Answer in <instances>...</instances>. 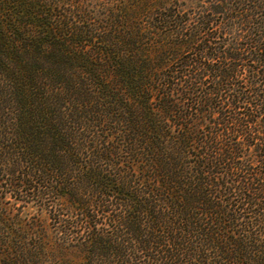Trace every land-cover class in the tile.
<instances>
[{"label":"trees","instance_id":"16d2710c","mask_svg":"<svg viewBox=\"0 0 264 264\" xmlns=\"http://www.w3.org/2000/svg\"><path fill=\"white\" fill-rule=\"evenodd\" d=\"M0 264H264V0H0Z\"/></svg>","mask_w":264,"mask_h":264}]
</instances>
